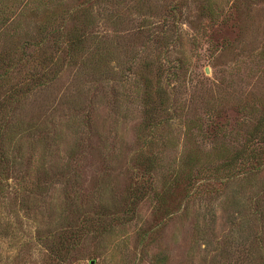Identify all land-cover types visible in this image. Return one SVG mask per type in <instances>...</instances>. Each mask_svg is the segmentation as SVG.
Here are the masks:
<instances>
[{"label":"rangeland","instance_id":"1","mask_svg":"<svg viewBox=\"0 0 264 264\" xmlns=\"http://www.w3.org/2000/svg\"><path fill=\"white\" fill-rule=\"evenodd\" d=\"M264 264V0H0V264Z\"/></svg>","mask_w":264,"mask_h":264},{"label":"water","instance_id":"2","mask_svg":"<svg viewBox=\"0 0 264 264\" xmlns=\"http://www.w3.org/2000/svg\"><path fill=\"white\" fill-rule=\"evenodd\" d=\"M92 264H93V262H92Z\"/></svg>","mask_w":264,"mask_h":264}]
</instances>
